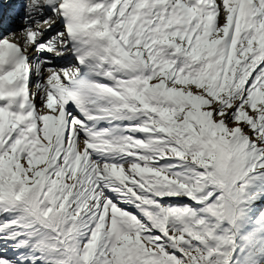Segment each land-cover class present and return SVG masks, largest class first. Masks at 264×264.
Wrapping results in <instances>:
<instances>
[{
  "label": "snow or ice",
  "instance_id": "snow-or-ice-1",
  "mask_svg": "<svg viewBox=\"0 0 264 264\" xmlns=\"http://www.w3.org/2000/svg\"><path fill=\"white\" fill-rule=\"evenodd\" d=\"M0 264H264V0H0Z\"/></svg>",
  "mask_w": 264,
  "mask_h": 264
},
{
  "label": "rangeland",
  "instance_id": "rangeland-1",
  "mask_svg": "<svg viewBox=\"0 0 264 264\" xmlns=\"http://www.w3.org/2000/svg\"><path fill=\"white\" fill-rule=\"evenodd\" d=\"M17 28H22L23 26L21 24L16 25Z\"/></svg>",
  "mask_w": 264,
  "mask_h": 264
},
{
  "label": "bare ground",
  "instance_id": "bare-ground-1",
  "mask_svg": "<svg viewBox=\"0 0 264 264\" xmlns=\"http://www.w3.org/2000/svg\"><path fill=\"white\" fill-rule=\"evenodd\" d=\"M23 26V25H22Z\"/></svg>",
  "mask_w": 264,
  "mask_h": 264
}]
</instances>
